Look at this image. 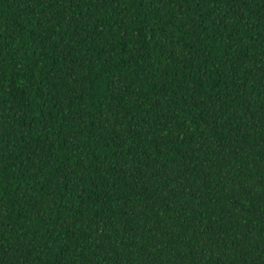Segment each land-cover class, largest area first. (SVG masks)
Instances as JSON below:
<instances>
[{"label": "trees", "instance_id": "16d2710c", "mask_svg": "<svg viewBox=\"0 0 264 264\" xmlns=\"http://www.w3.org/2000/svg\"><path fill=\"white\" fill-rule=\"evenodd\" d=\"M0 264H264V0H0Z\"/></svg>", "mask_w": 264, "mask_h": 264}]
</instances>
